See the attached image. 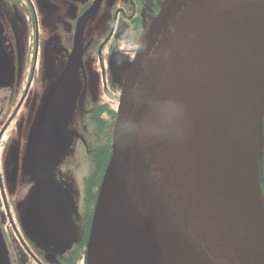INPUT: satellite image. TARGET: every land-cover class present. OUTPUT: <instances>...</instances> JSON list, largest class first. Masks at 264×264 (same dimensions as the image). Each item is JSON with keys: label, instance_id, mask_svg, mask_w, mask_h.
I'll return each mask as SVG.
<instances>
[{"label": "water", "instance_id": "1", "mask_svg": "<svg viewBox=\"0 0 264 264\" xmlns=\"http://www.w3.org/2000/svg\"><path fill=\"white\" fill-rule=\"evenodd\" d=\"M263 117L264 0H163L121 87L87 264H264Z\"/></svg>", "mask_w": 264, "mask_h": 264}, {"label": "flooded vegetation", "instance_id": "2", "mask_svg": "<svg viewBox=\"0 0 264 264\" xmlns=\"http://www.w3.org/2000/svg\"><path fill=\"white\" fill-rule=\"evenodd\" d=\"M162 1L0 0V264H87L121 87Z\"/></svg>", "mask_w": 264, "mask_h": 264}, {"label": "clouds", "instance_id": "3", "mask_svg": "<svg viewBox=\"0 0 264 264\" xmlns=\"http://www.w3.org/2000/svg\"><path fill=\"white\" fill-rule=\"evenodd\" d=\"M184 113H185V107L182 103L171 102V112H170L171 118L178 121L180 118L183 117ZM134 129H135V125H132L130 122L122 125V130L125 132L133 131Z\"/></svg>", "mask_w": 264, "mask_h": 264}, {"label": "rangeland", "instance_id": "4", "mask_svg": "<svg viewBox=\"0 0 264 264\" xmlns=\"http://www.w3.org/2000/svg\"><path fill=\"white\" fill-rule=\"evenodd\" d=\"M43 162L48 163L50 161H43ZM79 170H82L85 174L89 173L91 170V163L88 161V158H86L85 156L81 157V164H80Z\"/></svg>", "mask_w": 264, "mask_h": 264}, {"label": "bare ground", "instance_id": "5", "mask_svg": "<svg viewBox=\"0 0 264 264\" xmlns=\"http://www.w3.org/2000/svg\"><path fill=\"white\" fill-rule=\"evenodd\" d=\"M258 111H259V104H258V101L256 102V113H255V127H256V121H257V116H258ZM263 208V206H262Z\"/></svg>", "mask_w": 264, "mask_h": 264}, {"label": "trees", "instance_id": "6", "mask_svg": "<svg viewBox=\"0 0 264 264\" xmlns=\"http://www.w3.org/2000/svg\"><path fill=\"white\" fill-rule=\"evenodd\" d=\"M109 157H110V153H109V156L107 157L108 159H109ZM108 159H106L107 161H105V163H104V168L102 167V170L100 171V181H101V178H102V174H103V172H104V169H105V167H106V164H107V162H108Z\"/></svg>", "mask_w": 264, "mask_h": 264}]
</instances>
